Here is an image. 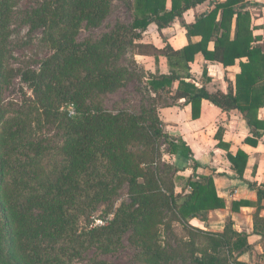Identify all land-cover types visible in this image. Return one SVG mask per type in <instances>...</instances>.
Returning <instances> with one entry per match:
<instances>
[{"label":"trees","instance_id":"trees-1","mask_svg":"<svg viewBox=\"0 0 264 264\" xmlns=\"http://www.w3.org/2000/svg\"><path fill=\"white\" fill-rule=\"evenodd\" d=\"M205 1L131 0L132 24L117 25L92 43L77 42L78 33L82 27L97 28L108 16L111 0H50L34 11L41 39L54 49L43 63L51 76L44 84L46 74L41 72L38 88L57 95L59 105L45 104V95L39 96L38 91L35 100L18 110L0 107V264H67L63 245L83 237L108 239L129 228L144 264H246L240 257L252 251L248 235L233 230L231 223L221 233L191 225L197 221L205 226L208 213L225 205L216 196L212 176L196 174L198 164L186 144L163 132L159 110L190 105L192 119H197L202 101H207L224 113L238 111L253 137L264 135V122L256 118L258 109L264 107V53L252 35L248 7L252 4L246 0L214 3L206 14L184 25L187 44L179 50L167 43L157 48L142 42L150 25L158 31L167 29ZM8 2L0 0V37L1 16ZM192 37L200 40L193 43ZM199 53L205 61L223 67L245 59L239 63L240 78L249 79L250 86L233 89L227 82L226 93L207 92L205 84L191 73L190 65ZM124 55L129 57L128 66L119 64ZM136 56L151 58L155 65L160 57L165 58L168 74L138 70ZM3 58L0 42V89ZM80 74L86 78L77 87L51 84L56 75ZM202 74L207 83L205 69ZM133 77L142 83L146 101L138 115L112 114L99 103L86 104L91 95L107 94ZM38 103L68 128L53 158L30 142L33 121L40 117ZM166 155L193 162V173L182 179L179 191L174 177L180 170L162 160ZM227 159L242 179L247 155L238 150L234 156L227 153ZM100 166L108 168L117 186H127L130 204L117 211L107 227L82 233V219H88L94 203L106 194L104 188L97 189L102 180ZM256 195L253 235L264 240V217L260 215L264 185L256 188ZM238 204L249 205L234 202V210ZM176 227L181 232L178 236L174 235Z\"/></svg>","mask_w":264,"mask_h":264},{"label":"rangeland","instance_id":"rangeland-1","mask_svg":"<svg viewBox=\"0 0 264 264\" xmlns=\"http://www.w3.org/2000/svg\"><path fill=\"white\" fill-rule=\"evenodd\" d=\"M50 0H9L8 10H5L2 20V35L0 37L2 51L4 53V83L0 89V107L5 110H18L25 106L30 100H35L36 92L39 96L45 95V104L53 103L57 108L59 99L57 95L49 92L44 87L39 89V75L44 72V84L51 76L46 71L48 66H43L49 60L54 49L47 45L42 39L41 28L35 27L38 23L33 13L40 5ZM53 1V0H51ZM131 0H111L110 12L105 20L97 28L86 29L84 27L78 33L76 41L79 43H92L100 39L103 35L111 32L117 25L130 26L133 22V11L131 10ZM154 30V29H153ZM150 36V35H149ZM144 38V37H142ZM138 70L148 72L146 67L152 61H147L144 57L134 58ZM119 64L130 65L128 55L121 57ZM85 74L75 77H63L56 75L51 78L52 86L74 88L83 80ZM143 85L139 78H128L122 82L118 89L94 98L91 95L86 99V104L99 103L103 110L116 114L127 112L138 115L140 108L146 104ZM40 112V117L33 121L32 135L30 142L32 147H40L43 153H50L53 158L55 147L61 145L67 126L60 120H55L49 115L45 105H36ZM166 148V146H164ZM30 151L31 147H30ZM164 162H172L170 156H164ZM98 174L101 182L97 189L104 188L106 194L104 198L94 203V208L88 219L83 218L82 233L93 229V220H100L106 225L113 220L117 211L124 209L130 204L127 193V186H117L112 180V174L108 168L100 166ZM178 177V179H176ZM184 177L177 173L174 177L177 186L176 191L183 185ZM106 186V187H105ZM99 228V227H97ZM180 228L176 227L174 235H180ZM174 245V240L172 242ZM140 248L131 240L130 228L123 231L118 236L107 238L87 239L81 238L77 242L65 244L61 248L67 264H144L139 258Z\"/></svg>","mask_w":264,"mask_h":264},{"label":"crops","instance_id":"crops-1","mask_svg":"<svg viewBox=\"0 0 264 264\" xmlns=\"http://www.w3.org/2000/svg\"><path fill=\"white\" fill-rule=\"evenodd\" d=\"M223 1L225 0H207L188 10L170 27L161 31H158L154 25H150L142 34L144 37L142 42L157 48H163L165 43L174 50L183 48L187 44L184 25L206 14L212 9L214 3ZM246 1L252 4L248 6L252 15V35L256 37V44L264 53V0ZM199 40V37L191 38L193 43ZM208 49L213 50L212 43L208 45ZM144 58L147 61L151 60L148 57ZM245 61V59L236 60L234 65L223 67L220 63L205 61L203 55L199 53L195 55L190 67L191 73L200 80V84H205L207 92L226 93L227 82L231 83L233 89L237 86L240 88L250 86L249 79L240 78L239 63ZM204 69L209 78L207 83H204L202 74ZM146 70L151 73L158 71L160 74H168L165 58L160 57L158 65L152 62ZM238 78H240L239 83H237ZM159 118L163 132L170 138L182 140L190 149L194 163L198 164L196 174L212 176L216 196L222 199L225 205L223 209L208 213L205 226L197 221H192L191 225L205 231L221 233L225 226L231 223L233 230L248 235V243L252 247V251L244 253L240 260L246 264H264V255H262L264 240L253 235L252 217L257 200L256 188L264 185V135L260 138L253 137L238 111L224 113L207 101H202L197 119H192L190 105L160 109ZM256 118L264 122V107L258 109ZM246 140L250 141L246 142ZM221 144L226 146V149L220 148ZM238 150L247 155L242 179H238L231 170V164L227 159V153L234 156ZM170 158L180 170L178 173L184 178L192 175L193 162L177 155ZM234 202H247L249 205L238 204L237 209L234 210ZM260 215L264 217V210Z\"/></svg>","mask_w":264,"mask_h":264},{"label":"built area","instance_id":"built-area-1","mask_svg":"<svg viewBox=\"0 0 264 264\" xmlns=\"http://www.w3.org/2000/svg\"><path fill=\"white\" fill-rule=\"evenodd\" d=\"M70 113H72V111H70ZM73 114V113H72ZM105 223L107 224V222L105 221ZM106 224H104V222H102V221H100V220H96V219H94L93 220V225H92V227H94V228H96V227H101V226H104V225H106Z\"/></svg>","mask_w":264,"mask_h":264}]
</instances>
